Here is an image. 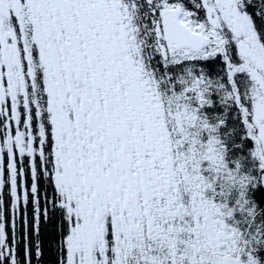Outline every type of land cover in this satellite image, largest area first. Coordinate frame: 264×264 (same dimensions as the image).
<instances>
[{
	"label": "snow or ice",
	"instance_id": "obj_1",
	"mask_svg": "<svg viewBox=\"0 0 264 264\" xmlns=\"http://www.w3.org/2000/svg\"><path fill=\"white\" fill-rule=\"evenodd\" d=\"M0 264H264V0H0Z\"/></svg>",
	"mask_w": 264,
	"mask_h": 264
}]
</instances>
